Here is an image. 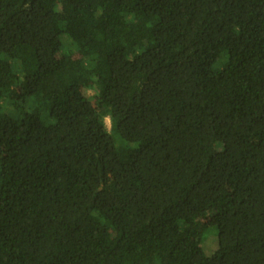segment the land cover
<instances>
[{
  "label": "trees",
  "instance_id": "trees-1",
  "mask_svg": "<svg viewBox=\"0 0 264 264\" xmlns=\"http://www.w3.org/2000/svg\"><path fill=\"white\" fill-rule=\"evenodd\" d=\"M0 264H264V0H0Z\"/></svg>",
  "mask_w": 264,
  "mask_h": 264
},
{
  "label": "rangeland",
  "instance_id": "rangeland-1",
  "mask_svg": "<svg viewBox=\"0 0 264 264\" xmlns=\"http://www.w3.org/2000/svg\"><path fill=\"white\" fill-rule=\"evenodd\" d=\"M18 93H20L19 91H18ZM21 94V93H20ZM88 94H89V96L93 99L96 95H97V91H95V90H90L89 92H88ZM34 101H38V105H39V107H41V108H44V109H50V105H48V104H46L45 102H42L41 101V98L40 97H37V99H33ZM15 104H18V102H16ZM42 111H44L43 109H42ZM14 114V113H13ZM45 118L47 117L48 118V116H49V113H45V111H44V115H43ZM49 119V118H48ZM47 119V120H48ZM49 120H51V119H49ZM104 122H105V124H106V126H107V128H108V130L109 131H111V119L109 118V117H106L105 119H104ZM216 234V230L213 228V227H211V228H209V229H207V233L205 234V236H204V238H203V240H207V236H208V240L207 241H209L210 240V237H211V239L214 237V235ZM218 247H219V245H217L216 246V250H214V248L213 247H209V246H206L205 245V247H204V250H205V252H206V254L208 255V256H211V255H213V253L215 252V251H217L218 250Z\"/></svg>",
  "mask_w": 264,
  "mask_h": 264
}]
</instances>
